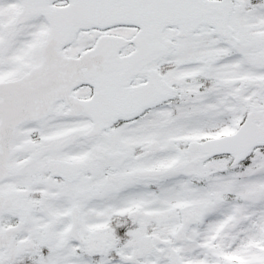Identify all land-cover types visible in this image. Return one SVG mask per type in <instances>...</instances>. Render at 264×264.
<instances>
[{
  "label": "snow or ice",
  "instance_id": "obj_1",
  "mask_svg": "<svg viewBox=\"0 0 264 264\" xmlns=\"http://www.w3.org/2000/svg\"><path fill=\"white\" fill-rule=\"evenodd\" d=\"M0 264H264V0H0Z\"/></svg>",
  "mask_w": 264,
  "mask_h": 264
}]
</instances>
